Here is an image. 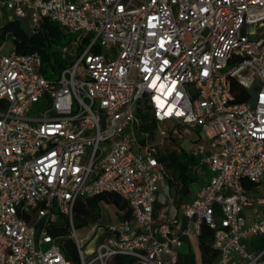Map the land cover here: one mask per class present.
Segmentation results:
<instances>
[{
  "label": "built area",
  "instance_id": "built-area-1",
  "mask_svg": "<svg viewBox=\"0 0 264 264\" xmlns=\"http://www.w3.org/2000/svg\"><path fill=\"white\" fill-rule=\"evenodd\" d=\"M4 8L29 32L44 16L80 34L47 65L38 51L0 44V264L116 255L176 264L183 236L203 224L216 264H264V247L247 245L264 235V0H0ZM175 129L191 137L192 170L210 174L179 203L162 146ZM109 192L131 215L119 210L86 255L76 205Z\"/></svg>",
  "mask_w": 264,
  "mask_h": 264
},
{
  "label": "trees",
  "instance_id": "trees-1",
  "mask_svg": "<svg viewBox=\"0 0 264 264\" xmlns=\"http://www.w3.org/2000/svg\"><path fill=\"white\" fill-rule=\"evenodd\" d=\"M2 30L3 36L9 32L14 37L16 51L20 53L38 51L41 53L46 65L49 64L54 49L70 41V34L60 24L44 16L40 18L33 32H29L18 19L5 23ZM165 159L168 161V166L173 170L177 182L181 184L177 188L182 198L189 192L191 183L197 179L196 173L191 168L193 161L188 156L181 159L176 153H169ZM170 183L174 186L176 182L171 181ZM248 186L252 187L253 183L249 182ZM103 203L116 206L117 209L123 210L126 216L131 215L127 201L119 194L114 192L102 193L78 201L74 215L75 227H83L99 221L102 216ZM199 238L203 261L213 263L219 256V251L213 245L214 231L203 224ZM67 247V255L76 263L78 254L75 245L73 242L68 241ZM109 264H139V262L133 257L116 255Z\"/></svg>",
  "mask_w": 264,
  "mask_h": 264
},
{
  "label": "rangeland",
  "instance_id": "rangeland-1",
  "mask_svg": "<svg viewBox=\"0 0 264 264\" xmlns=\"http://www.w3.org/2000/svg\"><path fill=\"white\" fill-rule=\"evenodd\" d=\"M10 18H11V11L9 9H6V8L0 9V42L4 43V45H3V51L4 52L11 51L13 49V46H14V39H13L12 35L8 36L7 38L2 35V33H3L2 27H3V25H5V23H7L10 20ZM19 21L25 27L27 26V24L24 20L20 19ZM79 34H80V32L71 33L70 34V40L71 39H77ZM4 39H5V41H4ZM53 58L58 60V61H61L62 56H61L59 50H56L53 53ZM47 76L52 77L49 73H47ZM168 132H169L168 130L162 132L163 135H161V132H158V134L156 133V136H157L156 140L158 142L160 141V143H161V141L163 140V136L167 135ZM190 141H191L190 136H184L183 134H181L178 131V129H175V130H173V133L170 136L164 138L162 146L166 150V152L176 153L177 156H179L181 159H185L188 156V152H189L190 147H191ZM172 172H173V170H172ZM195 173L197 175V179L193 183H191L189 192L185 196H182V198H181V195L179 194L178 188H176L174 186L170 190L171 196L175 199H178V201H177L178 203L181 200L188 199L189 193L196 191L200 187V185H202L201 181L207 179L210 176V174L208 172H206V169H197V170H195ZM162 191L164 192V189H162ZM163 206H164V204L162 202H159L157 204V208L159 210ZM119 218H121V214L119 212V209L116 208V206H114L112 204H108V203H103L102 216L99 219V221H97L96 223H90V224L83 226V227L76 228L78 237L85 244H88L84 248V252L86 255L88 254L87 252L89 251V249H91L92 246L95 245V243L97 242L98 236L101 233V227L104 225H107L111 222H116ZM247 245H248L249 250H259V249L263 248L264 247V235L251 237L247 241Z\"/></svg>",
  "mask_w": 264,
  "mask_h": 264
},
{
  "label": "crops",
  "instance_id": "crops-1",
  "mask_svg": "<svg viewBox=\"0 0 264 264\" xmlns=\"http://www.w3.org/2000/svg\"><path fill=\"white\" fill-rule=\"evenodd\" d=\"M205 180H202L201 182L203 183ZM196 191L190 192L188 199H190L192 195L195 194ZM176 212H177L176 205L172 206L170 208V214L174 215ZM184 225H185V219L182 220L181 226L183 227ZM183 239H184V244L179 249V255L176 264H216L217 263V260L214 261L213 263H205L203 261L199 236H193L191 234H188V235H184Z\"/></svg>",
  "mask_w": 264,
  "mask_h": 264
}]
</instances>
